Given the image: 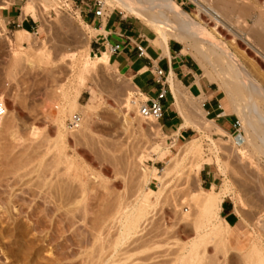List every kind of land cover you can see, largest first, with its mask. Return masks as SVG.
I'll return each instance as SVG.
<instances>
[{"label":"rangeland","instance_id":"1","mask_svg":"<svg viewBox=\"0 0 264 264\" xmlns=\"http://www.w3.org/2000/svg\"><path fill=\"white\" fill-rule=\"evenodd\" d=\"M95 1L25 0L23 13L33 17L37 27L34 33L23 37L21 46L0 21V94L8 99L15 95L19 100V114L11 112L12 116L5 119L13 121L18 134L24 138L18 140V144L9 133H0L3 146L0 151V264H180L178 258L186 251L182 249L183 244L195 238L194 227L184 219L196 211L192 195L210 187L203 182L204 168L212 171L218 190L228 184L232 188L233 192L224 198L222 204L230 206L236 220L230 223L222 209L220 216L233 227H238L236 232L239 236L237 243L233 231L227 234L230 248L225 253L216 254L213 243H208L210 258L207 261L244 264L243 254L248 251L250 241L258 243L260 240L258 244L264 249V152L255 150L251 143L245 141L252 130L246 133L236 110L237 102L221 83L222 75L205 59L199 47L201 44L194 43L187 36L179 38L177 30L169 29L170 36L173 35L171 38L180 40L185 53L195 58L201 72L219 88L223 106L234 118V127L228 133L219 130L212 121L213 129L208 135H202L195 128L191 137L175 141L176 137L168 135L159 121L140 116V104L147 97L141 94L131 76L116 71L110 64L103 68L94 66L92 61L97 56L92 49L95 30L84 17L83 10L93 6ZM100 1L106 13L114 10L137 17L111 1ZM175 1L193 16H203L207 20L194 0ZM224 1L216 0L219 5L231 3L228 6L234 13H230L231 18L247 20L249 27L254 25L251 17L264 9V0ZM9 2L0 0V5L7 6ZM48 51L52 61L46 64L42 61L41 52ZM19 54L25 60H33L34 66L21 58V64L13 67L14 57H20ZM12 68L14 74L10 77L8 72ZM56 84L63 87L69 96L72 95L70 97L78 95L81 105L91 100L97 105L91 111L78 110L91 128L81 133L84 129L81 122L73 130L78 133L77 140L68 134V140L62 144L58 141L57 126L51 115H46L49 112L45 108L49 106L50 113H53L61 107L58 101L54 102L60 104L59 108L47 101L49 89ZM178 88L182 93L180 104L170 93L175 107L178 111L179 105L186 112L193 111L191 116L199 121L198 112L204 110L201 100L188 89L179 85ZM70 118L66 114L64 124L65 129H69L67 131H70ZM154 125L156 128L160 126L167 136L159 132L160 127L154 132L155 129H151ZM32 128L38 130L34 141L27 139ZM198 137L204 157L212 162L203 165L195 180L191 177L194 175V158L190 157L181 170L165 175L162 185L156 177L144 182L145 171L151 168L163 170L171 155L174 157L186 141ZM153 143L169 148L170 154L164 151L151 153L149 150ZM213 143L218 147L216 150ZM61 146L65 148L63 153L69 155L70 159L64 157L68 162L61 156L63 153H59ZM143 152L147 155L140 162L138 156ZM19 158L24 160V171L21 168L22 171L12 172ZM88 186L93 189H88ZM147 188L159 193L151 195L152 206L148 207L137 230L123 240L124 226L119 217L132 210L141 190ZM258 225L263 228L260 226L259 230Z\"/></svg>","mask_w":264,"mask_h":264},{"label":"bare ground","instance_id":"2","mask_svg":"<svg viewBox=\"0 0 264 264\" xmlns=\"http://www.w3.org/2000/svg\"><path fill=\"white\" fill-rule=\"evenodd\" d=\"M43 1L47 2L50 0H43ZM108 1H111L112 4L116 6H120L121 8H125L127 11L135 14L139 19L145 21L149 26H151L154 30H156L157 35H158L157 41L159 45L162 46L166 54L168 53V42L170 38L173 36V35L170 36V33H171V32L169 33L170 28L178 31V34L176 35L180 34L179 38L181 35H183L184 37L187 36V37H190V39L192 38L194 40L193 41L194 43L197 42L198 45L201 44L199 47L201 48V51L203 52L205 59H207L213 67L217 68L216 71L219 72V74H221L223 77V81L221 83H223L224 86L228 88L229 90L228 92L230 93L231 97L234 100H236L237 102L236 110L238 111L240 115V118H241V121L243 123V127L246 133L249 132L248 131L249 129L252 130L251 134L249 133L247 136L245 134L246 136L245 141L248 143H251L255 150H262L264 152V9L261 11L259 10L260 12L258 15L255 14V16L251 17L254 19V25L252 23L253 26L249 27L247 20L241 21L239 19L233 20L231 18L230 13H232L233 11L231 12V10L228 9V6L231 3L230 4L228 3L229 5H227L226 3H224V5H219V2H216V0H209L206 2L204 0H194L196 4L200 6L201 8L200 10L204 11L205 17H207L208 21L204 20L203 16L202 17L201 16L199 17V15L198 17L197 15L193 16L188 11L182 9L175 0H108ZM251 5L256 7L257 4L255 5L251 4ZM0 6L3 7L5 5H0ZM234 9L235 8H233V10ZM250 12H253V11H250ZM233 14L234 13H232V15ZM0 21L2 20L0 19ZM23 34H24V31H18L16 35V41L18 42L20 46H21V42L23 39ZM41 54H43L42 56L45 58V59L43 58L44 60L42 59V61L46 62V64L52 61L49 51L45 53L41 52ZM69 57H70V54H69ZM14 58H15L14 60L12 59L13 60L12 65L13 67H16L17 65L21 64V63L19 64V62L22 61L21 58L24 59V56L21 57L20 55V57H14ZM109 58H110L109 54L107 52H103L97 55L96 59L93 60L92 62L94 66H96L97 68H103L109 65ZM244 59L247 60V63L244 61ZM28 61H29L28 65L34 66L33 60L29 59ZM13 74H14V70L12 68L9 70L8 75L12 77ZM259 76H261V78ZM55 80L57 79L55 78ZM169 82L174 87V93L176 95V99L179 102L182 97V93L178 91L177 90L178 88L174 86V81L172 78H169ZM70 96L68 95L67 91H65V89H63V87L59 85H57L56 87L50 88L47 94V101L51 102L54 107L59 108L61 104L60 109H56L59 111L53 112V113H50L51 108L49 106L48 107L45 106L46 112H49L46 115L48 116L51 115L52 117L50 116V118H52V120L55 122L57 126L56 127L57 137H58V141H60L61 144L62 142L68 140L67 139L68 134L71 135L72 139L73 137L78 138V136L76 135L78 133L73 132V130H76V129H72L71 127H69L70 131H67L69 129L67 130L65 129L67 128L65 127V124H64L66 114H69L70 117L72 118L74 114H80L78 110L80 111L81 108L84 109L82 110L84 112L86 110L91 111L97 108V105L95 104L93 100L89 101L87 104L81 105V103L79 102L78 95H75L73 97H70ZM0 99H3L7 105L6 115L0 118V133L2 132L9 133L11 138H13L15 142H17L18 140L20 141V139L23 140L24 139L23 136L19 135L18 131L15 129L14 122L11 120L7 121V119H5V118H8L9 115L12 116V114H10L11 112L15 114H19L18 97L14 95L13 97H11V99L9 98L10 99L9 100L8 98L0 94ZM54 101H58L60 104L57 105V103ZM37 114L38 113H36V115ZM182 114L185 117L184 126L191 124L192 126H195L198 129V131L202 133V135L205 134V136L208 135V133L212 131L214 123L212 122L211 119H209L206 116L205 109L204 110L200 109V111L198 112L199 121L194 120L192 116H189L190 114L189 115L185 113H182ZM149 119H152L153 121L155 120L154 118H149ZM81 122L84 124V129L82 128L83 131L81 130L80 132L84 134V132H87L86 130L90 129L91 126L88 123V120L86 118L84 119L82 118ZM37 126L39 127V125ZM154 127H152L151 129H155L154 130L155 132L157 128L160 126H158L157 128L156 127L154 128ZM216 127L219 130L225 132L218 125ZM159 130H160L159 132L163 134L161 127ZM36 135H38L37 128H32V131L30 132V137L27 139L34 141L33 139H36ZM77 138L75 139L77 140ZM259 139L261 142L259 141ZM17 143L19 144V142ZM213 145H214V149L216 150L218 147L216 146L215 143H213ZM61 147L62 148L60 149L59 153H63L64 152L63 150L66 148L65 144H64L65 148H63V146ZM2 149H3V146L0 144V151ZM149 151L155 154H159L160 152H163V151L169 154L171 152L169 148L165 149L163 145L160 143H153ZM204 153H205L204 149L201 143L199 142V137L190 139L182 145V147L180 148V150L176 153L174 157H172L171 155L167 166H165L163 170L157 171L155 168L154 169L151 168L148 171H145L143 173V180L145 183H147L150 179H152L153 177H156L158 180V183L162 185L163 183L161 182L163 181V177L165 175H171L172 172L174 173L175 171L181 170L184 166V162L190 157L194 158V162L192 164V171L194 175L191 177L193 180H195L200 170L202 169L203 165L205 163L210 164L212 162L210 158L206 159L204 157ZM63 155L65 154L64 153L61 154L63 158L64 157L68 158L69 156V155H65V156ZM146 155L144 154V152L143 154H140L138 156L139 161L140 162L143 161ZM67 158H64V160L66 161ZM72 160L73 159H71V161ZM218 161L221 167L222 164L220 162V159ZM72 162L74 164L75 161H72ZM23 166H24V160L22 158H19V160L15 162V165L11 170L12 172L16 173V171H19V170L22 171ZM50 166L52 168V165ZM71 167L72 166H70V168ZM7 170L6 172H8ZM18 175H21V173H19ZM85 187H87V185H85ZM88 189L92 190L93 187L89 188L88 186ZM231 189L232 188L230 187L229 184L225 185L220 190L217 189L216 184H212L210 185L209 188L207 189L202 188L200 191L192 195V202L196 207V211L193 216H188V217L184 216V219H186V221L191 226L194 227L195 238L190 243L183 244L182 249H185L186 251H184L178 258V262H180V264H218V263H213V261H207V259L210 258L209 257L210 252L209 251L207 252V244L213 243L214 251L216 254L219 252H224V253L227 252L230 248V239L228 238L227 234H230L231 231L235 233V236H234L235 242L237 243L239 242V236L237 235V232H236V229H238V227H233V225H230L225 220V218L223 219L220 216V211L222 209V203L224 201V198L231 191L233 192V190ZM158 193L159 192H156L149 188L141 190V193L139 197L137 198L138 200L136 199L137 201L133 205L132 210L126 211L121 217H119V219L121 218V221H122L121 223L124 226V231L121 234V238L123 240L124 238L128 239L129 237L128 235L132 234V232L135 231L141 219L143 218L145 213H147L149 209L148 207L152 206L150 205L152 203L150 199L151 195L153 194L157 195ZM257 214L259 213L257 212ZM252 221L251 222L253 224L255 222V219H253ZM258 222L256 223L258 224ZM260 226L262 227V225ZM260 226L258 225L259 230H260L259 228ZM259 235L260 234H258L257 236ZM257 236L255 237V239L257 238ZM259 242L261 241L259 240ZM258 243L251 242V241L249 242V245H248L249 249L248 251L246 250L245 253L243 254L244 264H264V249L262 248L263 246L259 245ZM235 247H238V245H236Z\"/></svg>","mask_w":264,"mask_h":264},{"label":"crops","instance_id":"3","mask_svg":"<svg viewBox=\"0 0 264 264\" xmlns=\"http://www.w3.org/2000/svg\"><path fill=\"white\" fill-rule=\"evenodd\" d=\"M24 5L25 0H10L7 6L0 8V19L7 32L11 33L15 40L18 31H24L23 37H25L27 34L34 33L37 27V21L33 17L24 15ZM83 13L95 30L92 49L97 55L107 52L110 56L109 64L116 71L132 76L131 78L136 82L141 93L148 99L155 98L162 88L166 89L167 95L163 100L164 114L159 122L168 135L176 137L175 141H183L191 137L196 127L191 124L184 126L185 117L182 113L191 116L193 111L183 112L180 105V112L177 110L170 96L172 93L176 99L174 87L169 82V78L173 79L176 88L178 85L186 88L193 96L201 100L209 119L226 133L231 131L234 127V118L225 110L219 88L201 72L195 58L185 53L180 40L171 38L166 54L157 41L158 35H155V30L138 17L113 10L100 18L94 14L90 6L85 8ZM116 44H119L121 49L114 53L110 48ZM138 45L144 48L143 55L139 54ZM157 68L164 70L167 83L165 87L158 82ZM177 90L180 91L179 88ZM176 101L178 104L181 103L177 99ZM163 134L167 136L164 132ZM204 169L203 182L209 186L216 184L212 171ZM222 209L228 221L235 222L234 211L230 206L222 204Z\"/></svg>","mask_w":264,"mask_h":264},{"label":"built area","instance_id":"4","mask_svg":"<svg viewBox=\"0 0 264 264\" xmlns=\"http://www.w3.org/2000/svg\"><path fill=\"white\" fill-rule=\"evenodd\" d=\"M93 9V12L96 16L102 18L107 15L105 12L104 4L100 0H96L93 6H90ZM139 50V54H144V48L140 45L137 46ZM121 46L119 44L111 46L110 50L114 53L119 52ZM156 74L158 77V82L162 87L167 85L166 77L164 76V70L161 68H157ZM167 91L165 88H162L157 96L152 99H147L144 102H141L139 107V114L143 118H154L155 120H160L164 114L163 108V100L166 98ZM204 105V104H203ZM7 113V105L3 99H0V118L4 117ZM82 117L80 114H74L72 118L69 120V125L72 129H76L79 127L81 123Z\"/></svg>","mask_w":264,"mask_h":264}]
</instances>
